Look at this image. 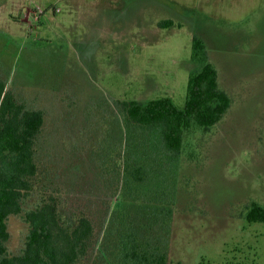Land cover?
Returning a JSON list of instances; mask_svg holds the SVG:
<instances>
[{"label":"rangeland","instance_id":"rangeland-1","mask_svg":"<svg viewBox=\"0 0 264 264\" xmlns=\"http://www.w3.org/2000/svg\"><path fill=\"white\" fill-rule=\"evenodd\" d=\"M195 35L232 106L174 156L118 103L183 108ZM0 80L44 114L24 211L52 199L63 223L93 224L76 264H124L132 233L169 264H264V222L245 219L264 206V0H0ZM8 231L18 255L29 225Z\"/></svg>","mask_w":264,"mask_h":264},{"label":"trees","instance_id":"trees-1","mask_svg":"<svg viewBox=\"0 0 264 264\" xmlns=\"http://www.w3.org/2000/svg\"><path fill=\"white\" fill-rule=\"evenodd\" d=\"M191 60L199 67L189 75L183 108L166 97L118 103L130 126L156 129L165 151L174 156L183 149L185 133L194 128L211 130L232 106V98L219 85L218 71L205 42L196 35ZM43 125V112L18 103L0 80V264H76L86 254L94 234L93 224L85 216L74 225L63 223L52 199L35 209H23L32 189L31 178L37 173L34 146ZM141 174L140 169L133 170L135 180L141 181ZM246 210L248 222H264L263 205L252 201ZM19 215L29 225V232L22 252L15 255L7 247L8 219ZM139 237L134 233L129 237L130 251L124 252L129 259L124 264H169L165 252L157 247L153 251L142 248Z\"/></svg>","mask_w":264,"mask_h":264}]
</instances>
